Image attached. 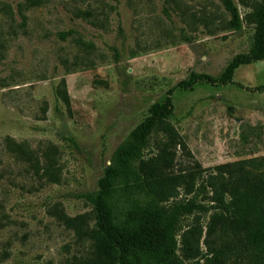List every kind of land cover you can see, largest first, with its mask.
Listing matches in <instances>:
<instances>
[{
	"label": "rangeland",
	"instance_id": "rangeland-1",
	"mask_svg": "<svg viewBox=\"0 0 264 264\" xmlns=\"http://www.w3.org/2000/svg\"><path fill=\"white\" fill-rule=\"evenodd\" d=\"M232 1L239 28L223 0H0V264H68L89 247L54 208L90 211L85 193L169 89L170 121L191 153L178 147L177 167L264 155V59L219 81L254 42L251 0ZM62 79L69 109L57 95ZM8 138L33 150L37 170ZM49 144L58 149L57 181L44 173ZM200 183L178 196L206 206L180 218L178 257L182 230L198 215L205 232L213 211Z\"/></svg>",
	"mask_w": 264,
	"mask_h": 264
},
{
	"label": "trees",
	"instance_id": "trees-1",
	"mask_svg": "<svg viewBox=\"0 0 264 264\" xmlns=\"http://www.w3.org/2000/svg\"><path fill=\"white\" fill-rule=\"evenodd\" d=\"M223 2L231 15L230 25L239 28L237 6L232 0ZM250 7L248 18L255 25L253 46L231 60L219 79L222 83L232 80L239 65L264 59V0H251ZM195 78L181 83L190 85ZM258 89L264 91V85ZM171 92L169 89L164 101L150 106L145 119L116 148L98 188L85 193L90 211L70 216L54 208L65 227L74 230L79 240L89 241V247L68 264H184L183 260L196 258H204L205 264H264V155L209 168L196 160L177 167V148L188 156L191 153L170 121ZM57 95L69 109L65 79ZM6 146L38 169L39 158L26 143L8 138ZM57 150L56 145L49 144L41 152L44 173L53 181L58 180L52 171ZM199 179L213 211L205 232L198 215L182 230L178 257L175 248L180 218L197 209L206 210L192 198L182 200L178 196L194 193ZM202 238L205 251L200 246Z\"/></svg>",
	"mask_w": 264,
	"mask_h": 264
},
{
	"label": "crops",
	"instance_id": "crops-1",
	"mask_svg": "<svg viewBox=\"0 0 264 264\" xmlns=\"http://www.w3.org/2000/svg\"><path fill=\"white\" fill-rule=\"evenodd\" d=\"M261 60H263V59H261ZM261 60H257V61H261ZM257 61H255V62H257ZM251 63H253V62H251ZM248 64H250V63H248Z\"/></svg>",
	"mask_w": 264,
	"mask_h": 264
}]
</instances>
